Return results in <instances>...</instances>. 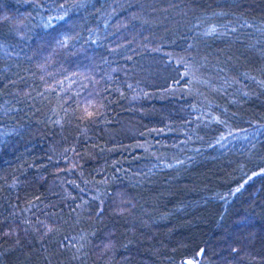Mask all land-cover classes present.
I'll use <instances>...</instances> for the list:
<instances>
[{
    "label": "trees",
    "instance_id": "trees-1",
    "mask_svg": "<svg viewBox=\"0 0 264 264\" xmlns=\"http://www.w3.org/2000/svg\"><path fill=\"white\" fill-rule=\"evenodd\" d=\"M189 263L264 264V0H0V264Z\"/></svg>",
    "mask_w": 264,
    "mask_h": 264
},
{
    "label": "water",
    "instance_id": "water-1",
    "mask_svg": "<svg viewBox=\"0 0 264 264\" xmlns=\"http://www.w3.org/2000/svg\"><path fill=\"white\" fill-rule=\"evenodd\" d=\"M188 261H186V263H187Z\"/></svg>",
    "mask_w": 264,
    "mask_h": 264
},
{
    "label": "rangeland",
    "instance_id": "rangeland-1",
    "mask_svg": "<svg viewBox=\"0 0 264 264\" xmlns=\"http://www.w3.org/2000/svg\"><path fill=\"white\" fill-rule=\"evenodd\" d=\"M189 264H191V263H189Z\"/></svg>",
    "mask_w": 264,
    "mask_h": 264
}]
</instances>
